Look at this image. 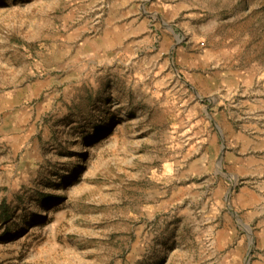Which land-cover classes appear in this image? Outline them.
<instances>
[{"label":"rangeland","instance_id":"1","mask_svg":"<svg viewBox=\"0 0 264 264\" xmlns=\"http://www.w3.org/2000/svg\"><path fill=\"white\" fill-rule=\"evenodd\" d=\"M0 264H264V0H0Z\"/></svg>","mask_w":264,"mask_h":264}]
</instances>
